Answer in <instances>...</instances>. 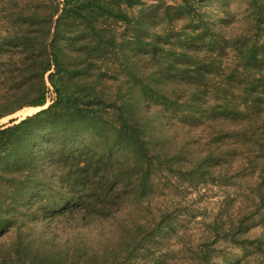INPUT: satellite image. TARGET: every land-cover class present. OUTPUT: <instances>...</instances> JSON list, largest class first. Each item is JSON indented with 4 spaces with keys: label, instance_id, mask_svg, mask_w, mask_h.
Listing matches in <instances>:
<instances>
[{
    "label": "trees",
    "instance_id": "1",
    "mask_svg": "<svg viewBox=\"0 0 264 264\" xmlns=\"http://www.w3.org/2000/svg\"><path fill=\"white\" fill-rule=\"evenodd\" d=\"M145 1L0 0V120L40 108L0 125V264L166 262L176 225L162 208L120 242L97 232L106 220L120 231L123 202L153 194L164 165L194 187L218 166L229 178L213 181L231 188L247 174L245 215L236 195L227 220L184 243V264H217L216 243L264 254V0L223 15L206 0ZM153 107L216 125L217 136L172 154L152 132ZM85 136L93 144L82 149Z\"/></svg>",
    "mask_w": 264,
    "mask_h": 264
},
{
    "label": "rangeland",
    "instance_id": "2",
    "mask_svg": "<svg viewBox=\"0 0 264 264\" xmlns=\"http://www.w3.org/2000/svg\"><path fill=\"white\" fill-rule=\"evenodd\" d=\"M145 2V8L147 9L149 5L158 3L177 5L182 3L183 0H146ZM224 4H226V6ZM246 5L247 0H206L203 3L200 2V6H203V10L208 12L214 11L220 15H223L221 11L224 10L234 13L242 12ZM138 10L139 8H135L131 9L130 12L136 13ZM160 27L163 28L164 25L161 23ZM32 108L33 107H24L15 114L0 120V125L9 122L13 118H23L40 110V108ZM148 117L150 118L152 132L161 137V142L165 150L172 154L176 151H182L183 148L189 151H192V149L200 150L201 147L199 143L206 144V142H210L217 136L216 132L219 130L218 126L212 125L209 122H197L193 126L181 124L179 119L174 118L172 115L166 116L160 112L159 108L155 107L152 108L151 114ZM81 143V148L85 149L93 144V140L91 137L85 136ZM202 150H204V148H202ZM224 162L225 161H223V163ZM164 166L163 172L155 174V176L152 177L154 186L151 193L153 194L150 193L151 195L145 196L144 198L137 196V194H131L129 199L127 198L123 202L118 213L120 226H123L120 231H116L118 227L116 226L117 224H112L110 220H106L103 223H98L97 232L102 234L101 237L106 240L115 239L120 242V234L124 233L125 238H127V233L133 230V223L139 222V220H149L152 216L151 212H157V209L162 208L173 216L171 219L175 221L176 226L175 230L167 234L163 240L161 253H166L168 255L165 258L166 262H160L159 264H184L189 260L187 258L190 256V252L185 247L184 243L186 242L189 245L192 243L197 246L207 235L206 225L213 222L217 216L227 220V212L232 211L231 199L236 195H238V200L234 204L235 208L237 211H240V214L242 213L241 216L245 215L244 209L248 210L249 207H247V205L250 206V203L245 201L244 196L249 194V192L245 186L243 187L245 179H242V182L239 180L242 178L241 175L246 177L247 174L244 175L242 173L239 175V178L236 176L234 181H238L242 183V185L237 189L236 187L231 188L230 186L213 181V176L217 177L219 172H221L225 180L229 178V176L228 178L226 176L227 169L218 166L217 171L213 173L215 175L207 178V183L205 185L201 184L194 187L186 181L185 175L180 178L176 173H168L166 165ZM136 173L135 171L133 172L134 175H136ZM240 205L242 208H240ZM76 222V219H73V223ZM39 227L40 226H36L35 230H39ZM91 227L94 228V224H92ZM52 230L55 229L52 227ZM114 230L116 233L113 232ZM252 230L253 237H256V233L260 235L263 232V228L260 227V225H256V228ZM52 235L58 236L57 232ZM59 237L66 242L67 235L65 231L61 233ZM125 238L123 237V240L128 241ZM123 246L125 245L120 246V251H124ZM211 247L214 248L216 251L215 254L218 255V257L216 255L215 258L217 264H264V254L258 256L253 253L255 252V248H251L248 251V253L253 254L245 255L246 253L240 248L230 244L221 245L220 243H216L214 245L211 244ZM129 263L134 264V259L130 260Z\"/></svg>",
    "mask_w": 264,
    "mask_h": 264
},
{
    "label": "bare ground",
    "instance_id": "3",
    "mask_svg": "<svg viewBox=\"0 0 264 264\" xmlns=\"http://www.w3.org/2000/svg\"><path fill=\"white\" fill-rule=\"evenodd\" d=\"M47 107V106H46ZM33 109V108H32ZM39 111V110H38ZM36 113V112H35ZM34 114V113H33ZM32 115V114H31ZM24 118V117H23Z\"/></svg>",
    "mask_w": 264,
    "mask_h": 264
}]
</instances>
